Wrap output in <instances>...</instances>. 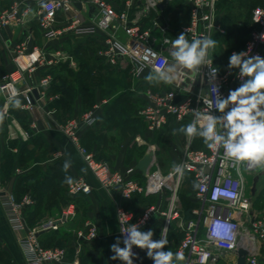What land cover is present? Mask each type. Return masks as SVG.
Here are the masks:
<instances>
[{
	"label": "built area",
	"instance_id": "obj_1",
	"mask_svg": "<svg viewBox=\"0 0 264 264\" xmlns=\"http://www.w3.org/2000/svg\"><path fill=\"white\" fill-rule=\"evenodd\" d=\"M137 1L142 3L146 10H150L162 1L172 0ZM218 1L185 0L190 9L188 23L182 25L174 37L163 36L161 39L154 35L153 29L143 27L139 15L131 16L128 9H115L110 0H14L8 9L0 12V31L13 23H25L35 12L47 39H54L66 31H71L77 36L101 34L103 46L99 55L110 65L128 68L133 77L141 78L155 67L165 69L172 63L170 42L181 33H185L190 41L205 35L213 38L215 34L225 33L217 12ZM258 1L252 9L253 26L244 47L232 50L229 57L233 52L250 50L249 55L264 58V0ZM79 3L91 4L97 9L96 16L89 24H84L79 16ZM35 5L37 10L34 9ZM131 5L132 3L128 4V8ZM58 13L66 15V26L62 29L56 28ZM154 28L161 33L165 31L157 22L154 23ZM120 30L125 33L126 40L120 38ZM24 50L25 45L22 44L15 51L23 53ZM65 58L72 60L58 51L42 52L33 62L40 61L52 66ZM209 58L213 61L212 66L218 69L217 83L220 85V93L226 97L229 90L236 89L242 83L237 76L239 70L233 69L230 74L228 67L223 68L213 60L211 51ZM31 70H34V67H31ZM208 71L207 66L202 68L201 75L184 70L180 75L185 83L167 84L169 88L166 89H147L144 93V107L138 111V116L145 122L147 130L151 133L160 131L168 124L170 118L178 122L194 121L196 117L193 110H203L204 107L200 95L210 96ZM23 72V68H17L2 75L0 98L5 102L4 110H8L14 101L20 102L22 97H25L26 102L22 107L30 112L38 110V119L32 123L33 129H36L38 121H41L48 129H56L68 137L83 157L92 176L114 197L120 228H127L135 223L140 225L141 231H145L159 216H163L168 228L171 222L176 221L183 231V238L176 249V252L180 251L185 256L182 264H217L230 253L235 255L230 264H237L239 248L249 252L244 264H264V214L256 211V195H252L250 187L247 189L246 186L248 176L262 177L264 170L249 168L246 163H233L224 157L223 149L212 151L207 147L193 148L189 139L185 146L181 147L180 158L176 163L183 166L182 173H176L173 168L168 173H163L156 163V152L154 161L145 175L135 166L124 171H113L107 161L97 158L95 153L89 151L82 143L85 131L96 125L105 101L61 122L54 109L37 104L43 97L38 87L20 89L19 82L23 79ZM50 83V75L41 80L42 87H47ZM35 90L38 96L35 95ZM214 114L219 115V112L214 111ZM14 135L23 141L31 138V132L21 128ZM137 141L142 143L139 137ZM149 150L155 151V148L149 145ZM188 176L192 177L194 183V206L191 211L193 217L190 219L181 213L178 197V192L187 182ZM92 190L93 187L86 177L76 179L68 187L71 195H89ZM136 195L160 196L161 200L167 201V209H163L161 203H156L135 217L133 211L125 207L124 203L131 201ZM0 196L1 205L27 264H78L76 260L69 259L67 248L47 247L39 240L40 231L58 228L55 220L48 221L39 229H30L27 226L24 211L34 204V200L31 196H25L18 201L14 193L4 187L1 170ZM121 213L124 215L120 216ZM72 214L73 210L67 209L63 218ZM120 235L123 241L125 234L120 231ZM78 237L82 240L95 239L97 228L88 224L86 229L78 232ZM133 253V264H149L142 261L138 247L133 246Z\"/></svg>",
	"mask_w": 264,
	"mask_h": 264
},
{
	"label": "crops",
	"instance_id": "obj_2",
	"mask_svg": "<svg viewBox=\"0 0 264 264\" xmlns=\"http://www.w3.org/2000/svg\"><path fill=\"white\" fill-rule=\"evenodd\" d=\"M13 1L0 0V12L8 9ZM177 1L179 0L162 1L158 6L146 10L137 0H110L115 9L119 11L128 9L131 16L139 15L143 27L153 29L158 39L163 36L174 37L177 30L188 23L189 7L185 0H180V8L173 7ZM131 3L128 8V4ZM37 8L35 5L34 9ZM78 8L84 24H89L97 14L96 7L91 4L79 3ZM35 15L33 12L25 23L20 25L13 23L0 31V82L4 73L23 68L24 76L19 82L20 89L38 87L43 97L37 104L54 109L61 122L105 101L96 125L85 131L82 143L89 151L94 152L97 158L107 161L113 171L137 167L149 150L150 143L147 142V138L154 139L156 132H149L143 123L146 128L145 138L141 136L139 138L145 142L137 145V133L127 132L126 125L137 121V107L142 100L145 103L144 93L147 89H166L169 86L162 82H148L145 77L150 71L143 77L136 78L131 75L128 68L110 65L99 55L103 46L101 34L77 36L71 31H66L54 39H47ZM155 22L165 28L163 33L157 28L155 30ZM65 26L66 15L58 13L56 28L62 29ZM119 36L126 40L122 30L119 31ZM22 44L25 45L23 53L16 52V48ZM56 51L69 56L72 60L65 58L52 66L40 61L33 62V59L42 52ZM81 56L85 57L81 60ZM31 67H34V70H31ZM64 72L87 78L84 86L80 87L84 93H75L72 103L69 102V95L65 91L67 87L62 81L65 77ZM47 75H50L51 83L47 87H42L41 80ZM174 75H176L174 84L185 83L180 74ZM74 80L76 85L74 83L71 85L74 86L73 91L77 92L78 80ZM16 102L11 103L8 110H4L5 102L0 98V170L4 187L10 189L18 201L25 196H31L34 200V204L24 211L27 226L30 229H39L50 220L59 221L57 229L40 231L39 240L47 247L67 248L69 259L76 260L78 264H123L122 261L111 259L114 253L110 245L115 243L117 237L121 239L114 197L92 176L83 157L65 134L56 129H48L41 121H38V127L33 129L32 123L38 119V110L30 112L24 109L22 105L26 102L25 97H22L18 104ZM171 119L175 120L170 118L167 126ZM182 122L190 123L189 120L180 123ZM19 128L31 132L28 141L15 137L14 134ZM183 141L178 139L176 144L179 152L187 143ZM157 146L161 152V146ZM66 161H70L71 164L67 171L64 170ZM163 162L166 164L165 160ZM160 164L163 168L162 163ZM37 175L39 177H36ZM66 177H71L72 182L80 177H86L93 187L92 193L69 194L70 184ZM258 193L259 189L255 199ZM152 197L136 195L124 205L137 217L151 205L150 203L142 208L140 202L146 203ZM157 203L164 205V200L159 199ZM257 204L255 203V206ZM67 209L73 210V214L63 218V213ZM88 224H93L97 228V237L92 240L79 239L78 232L86 229ZM120 246L123 247L122 242ZM234 256L230 253L217 264H230ZM0 264H27L1 205V196Z\"/></svg>",
	"mask_w": 264,
	"mask_h": 264
},
{
	"label": "clouds",
	"instance_id": "obj_3",
	"mask_svg": "<svg viewBox=\"0 0 264 264\" xmlns=\"http://www.w3.org/2000/svg\"><path fill=\"white\" fill-rule=\"evenodd\" d=\"M170 43L173 63L165 69L153 68L145 79L150 83L171 84L176 79L174 74L187 70L201 75L202 68L207 66L210 91V96L200 95L204 107L203 110H193L196 119L174 129L173 135L179 132L190 138L200 137L208 149H223L224 157L233 163H246L249 168L264 170V58L249 55L250 50L233 52L227 67L230 74L233 69L239 70L237 76L242 83L236 89L229 90L224 97L217 83L218 69L212 66L213 61L209 58L210 50L217 46V40L205 35L190 41L185 33H181ZM214 111L219 115H215ZM70 166V161H66L64 170L67 171ZM173 170L182 173L183 166L173 165ZM66 181L70 183L71 177H66ZM120 231L125 234L123 241L117 237L115 243L110 245L114 253L112 260L133 264V246L146 250L153 264H182L185 260L182 252L165 250L168 241L163 235L154 240L153 231H141L139 224L121 227ZM121 242L124 247L120 246Z\"/></svg>",
	"mask_w": 264,
	"mask_h": 264
},
{
	"label": "rangeland",
	"instance_id": "obj_4",
	"mask_svg": "<svg viewBox=\"0 0 264 264\" xmlns=\"http://www.w3.org/2000/svg\"><path fill=\"white\" fill-rule=\"evenodd\" d=\"M179 3L181 4L180 0L177 1L173 7L180 8L181 6ZM257 4H258V0H219L218 1L217 12L222 20L221 21L222 27L225 30V33H218L215 34L213 37V39L217 40L218 42L215 49L210 50L211 56L215 62L221 64L222 66H227L229 62L230 52L232 50H236V49L239 50L243 48L252 26V9ZM177 17H181V16H177ZM82 43L84 42H81V44ZM81 44L79 45L81 46ZM84 57L85 56H81V60ZM63 75L65 77L62 81L64 82V86L67 87L65 88L66 89L65 91L69 95L70 98L69 102L72 103L75 97L74 95L75 93L78 92L84 93V90L81 89L80 87L84 86V83L85 81H87V78L85 76L74 75L66 72H64ZM74 79L78 80L77 81L78 86L76 87L77 92L73 91L72 88L74 86L71 85V83H74L76 81ZM74 85H76V83H74ZM143 107H144V101L142 100L140 105L137 107V111H139ZM143 122H144L143 119L141 120L137 118V122L127 123L126 125L127 132L137 133V138L141 136L144 139L145 138L144 135L146 134L145 129L147 127L145 128ZM172 125H174L173 128H171ZM184 125H187V123L186 122L180 123L176 120L171 119L168 126L166 125V127L156 132L154 139L147 138V142L150 143V145L155 148L156 161H157L156 163L159 167H161L160 163H162L163 168L161 167V170L165 174L168 173L169 172L168 170L172 169L173 165H176V163L179 161L180 152L176 148L178 139H183L184 140L183 143H185V141L190 139L192 146L194 148L206 147L205 144L203 143L202 138L200 137L190 138L185 136L183 133H179V132H177L176 135H173L174 129H179L181 126ZM143 139H140V142H142ZM137 145H138V141H137ZM157 145L161 146L162 148L161 152L158 149ZM158 152H160V155H158ZM163 160L166 161V164L163 162ZM36 177H39V175H37ZM192 182L190 181V178H188L187 183H185L178 192V197L181 203V213H183L190 205L193 204L192 196L194 192V187H193L194 183ZM70 183H72V181ZM252 183H253L252 176H248L247 185H246L247 189L252 185ZM258 189H259V193L255 202L258 204L255 206V209L259 213L264 214V177H262L261 181H259ZM165 195L167 194H164V196ZM159 199L160 196L154 195L151 199L146 201V203L140 202V204L142 203L141 206L143 208L145 205H148L150 203L151 205L156 204ZM163 209H167V201L165 199H164ZM165 226H166L165 218L163 216H159L153 223H151L150 226L146 228L145 231L152 230L154 233L153 239L158 240L164 234ZM182 238H183L182 229L178 226L176 221L171 222L166 235V240L168 241V243L165 250H171L172 252L175 253L177 246ZM140 252L143 256L145 263L147 262L149 264L153 263V261L147 257L146 250L140 249Z\"/></svg>",
	"mask_w": 264,
	"mask_h": 264
},
{
	"label": "water",
	"instance_id": "obj_5",
	"mask_svg": "<svg viewBox=\"0 0 264 264\" xmlns=\"http://www.w3.org/2000/svg\"><path fill=\"white\" fill-rule=\"evenodd\" d=\"M35 95L38 96V92L37 90L34 91ZM155 158V151L153 150H148L145 155L143 156V158L139 161L137 168L142 171V173L145 175L147 173V171L149 170V168L151 167L153 161ZM208 170V169H207ZM261 176L260 175H256L253 178V183H252V188H251V193L252 195L256 194L257 191V184L258 181L260 180ZM56 224L59 223V221L55 222ZM249 255L248 250L244 249V248H239L237 250V264H244L246 261V257Z\"/></svg>",
	"mask_w": 264,
	"mask_h": 264
},
{
	"label": "trees",
	"instance_id": "obj_6",
	"mask_svg": "<svg viewBox=\"0 0 264 264\" xmlns=\"http://www.w3.org/2000/svg\"><path fill=\"white\" fill-rule=\"evenodd\" d=\"M255 7V6H254ZM252 26H253V21H252ZM252 26H251V29H252ZM250 29V30H251ZM246 42V41H245ZM244 47V46H243ZM240 50V49H239ZM137 118L138 119H141L138 115H137ZM142 120V119H141ZM135 122H137V121H135ZM144 123V122H143ZM194 148V147H193ZM188 178H190V181L192 182V177L191 176H188L187 177V179ZM187 183V182H186ZM193 204L192 205H190L183 213H184V215H185V217L186 218H188V219H190V218H192L193 217V215H192V208H193ZM142 255V254H141ZM142 261H144V259H143V256H142ZM146 261V260H145ZM147 262V261H146Z\"/></svg>",
	"mask_w": 264,
	"mask_h": 264
},
{
	"label": "bare ground",
	"instance_id": "obj_7",
	"mask_svg": "<svg viewBox=\"0 0 264 264\" xmlns=\"http://www.w3.org/2000/svg\"><path fill=\"white\" fill-rule=\"evenodd\" d=\"M142 142H143V141H142ZM167 231H168V227H167V226H165V229H164V234H163L164 238H166ZM253 240H254V239H253Z\"/></svg>",
	"mask_w": 264,
	"mask_h": 264
},
{
	"label": "flooded vegetation",
	"instance_id": "obj_8",
	"mask_svg": "<svg viewBox=\"0 0 264 264\" xmlns=\"http://www.w3.org/2000/svg\"><path fill=\"white\" fill-rule=\"evenodd\" d=\"M251 188H252V185L250 186V193H251ZM257 190H258V185H257ZM256 193H257V191H256Z\"/></svg>",
	"mask_w": 264,
	"mask_h": 264
}]
</instances>
